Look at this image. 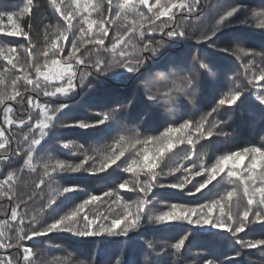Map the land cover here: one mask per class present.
Returning a JSON list of instances; mask_svg holds the SVG:
<instances>
[{"label": "snow or ice", "instance_id": "1", "mask_svg": "<svg viewBox=\"0 0 264 264\" xmlns=\"http://www.w3.org/2000/svg\"><path fill=\"white\" fill-rule=\"evenodd\" d=\"M47 4L55 22L41 14L39 31L40 0L0 12V264H164L165 257L185 264L202 234L229 238L232 255L205 250L190 264H240L245 250L264 253V234L249 237L253 226H264V135L259 144L215 150L216 140L232 135L222 109L234 111L249 97L264 109V45L251 46L240 31L264 36V0H234L199 35L190 30L208 0ZM187 40L230 55L240 68L203 112L195 92L205 75L215 83L217 71L199 48L167 51ZM108 79L133 91L62 122L66 100ZM69 128L81 130L84 142L59 135ZM101 174L116 179L99 194L61 183ZM25 175L35 177L30 187ZM170 190L184 202L165 203ZM175 227L183 229L175 239L154 235ZM53 235L81 243L106 238L118 255L86 253L51 242Z\"/></svg>", "mask_w": 264, "mask_h": 264}, {"label": "trees", "instance_id": "2", "mask_svg": "<svg viewBox=\"0 0 264 264\" xmlns=\"http://www.w3.org/2000/svg\"><path fill=\"white\" fill-rule=\"evenodd\" d=\"M40 2L43 7L41 12L33 20V27L37 31H39L40 28L41 14L47 15L53 22H55V15L48 6L47 0H40ZM232 2H234V0H208V4L204 7V13L197 27L195 29H191L190 25L184 26L191 29V35H199L200 31L212 21L214 15L224 6ZM240 2L256 6L260 4L262 0H240ZM22 4L23 0H0V12L16 10L17 7L22 6ZM178 23L182 25L184 24V22L179 18ZM240 31H242V33L247 37L251 46H255L259 49L262 45H264V36H262L258 31H252L250 29H242ZM229 35H231V33H226L222 39H227ZM159 38L160 37L158 35L155 36V39ZM107 43L108 42L106 41V44ZM196 48H199L202 56L214 62L212 66L213 69L217 71V76L214 78L215 83H209V77L205 75L203 77V80L205 81L204 87L195 92L199 112H203L208 110L213 105L214 99L218 98L220 92L226 90L227 87L230 86L232 74L239 71L240 68L238 63L230 55L214 51L207 45H196L192 40L180 41L175 45V47H169L167 51L173 55L179 56L187 52H191ZM94 89L95 90H89L88 92H81L79 95L73 96L71 99L65 101L71 105V108L67 114L62 117V122H71L77 118H84L86 113L99 110L101 105L112 103L117 99H122L124 96H127L133 91L131 85L125 86L111 79L106 80L102 85L94 86ZM189 108L190 106L185 104L181 108V111ZM221 111L222 115L220 118L228 121L226 130L231 131L232 135L229 139L221 138L216 140L215 150L217 151V154L221 151L234 150L237 147L260 143L261 136L264 135V109H261V107L251 97L245 100L244 104L235 108L234 111L227 108L222 109ZM191 114L195 115L198 113L193 111ZM229 117H231V119H229ZM87 118L92 117L89 115ZM59 135L63 138L75 139L81 143L85 140V134L81 130L75 128L63 129L59 132ZM88 139L91 143L95 140V137H88ZM212 151L213 148L209 147L210 154ZM18 166V164L13 165V167ZM0 178H2V174H0ZM33 179H35V177L25 175L23 183L28 184L30 187L31 180ZM115 179L116 177L104 178L103 174H101L99 178H84L79 175H74L66 180H62L61 183H77L88 191L99 194V191L107 190V187L114 186L113 181ZM161 198L165 201V203L184 202L185 200V198L176 192V190H170V194L165 193ZM160 207L162 208L163 205ZM182 231V228L175 227L167 231L156 232L154 235L158 239H175ZM261 234H264V226L257 224L253 226V231L249 234V237H259ZM241 235L243 236L244 234ZM51 242L68 245L73 248H80L86 253L92 252L94 248H105L108 250L109 254L118 255L116 253L115 243L106 238H96L91 239L88 242L81 243L74 241L65 235H53ZM194 243L197 244L198 247H195L191 253L186 255L185 264H190L191 261L196 260L197 253L204 252L205 250L208 252L209 257L215 256L223 258L225 256L232 255V241L227 237L202 234L197 237V240ZM239 259L240 264H264V253L258 249L245 250L243 256ZM164 264H171V257H165Z\"/></svg>", "mask_w": 264, "mask_h": 264}, {"label": "clouds", "instance_id": "3", "mask_svg": "<svg viewBox=\"0 0 264 264\" xmlns=\"http://www.w3.org/2000/svg\"><path fill=\"white\" fill-rule=\"evenodd\" d=\"M185 93L187 92V89L184 90ZM174 99H179V97H173Z\"/></svg>", "mask_w": 264, "mask_h": 264}]
</instances>
